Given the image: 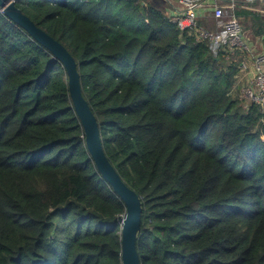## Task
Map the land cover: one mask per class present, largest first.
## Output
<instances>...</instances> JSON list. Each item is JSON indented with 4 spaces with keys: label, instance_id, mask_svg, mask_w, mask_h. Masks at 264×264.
I'll return each mask as SVG.
<instances>
[{
    "label": "trees",
    "instance_id": "trees-1",
    "mask_svg": "<svg viewBox=\"0 0 264 264\" xmlns=\"http://www.w3.org/2000/svg\"><path fill=\"white\" fill-rule=\"evenodd\" d=\"M14 4L76 63L103 152L140 199L139 263L264 264V110L228 95L245 53L178 30L165 0ZM234 13L264 52V17ZM124 214L63 66L0 13V264H121Z\"/></svg>",
    "mask_w": 264,
    "mask_h": 264
},
{
    "label": "water",
    "instance_id": "water-1",
    "mask_svg": "<svg viewBox=\"0 0 264 264\" xmlns=\"http://www.w3.org/2000/svg\"><path fill=\"white\" fill-rule=\"evenodd\" d=\"M2 14L23 29L34 41L56 58L65 70L68 94L80 125L86 150L100 176L123 202L125 214L120 219L121 264H140L136 238L141 227V203L137 194L129 189L108 162L102 148L98 124L82 96L80 77L74 59L66 49L48 36L16 8L10 0H0Z\"/></svg>",
    "mask_w": 264,
    "mask_h": 264
},
{
    "label": "built area",
    "instance_id": "built-area-1",
    "mask_svg": "<svg viewBox=\"0 0 264 264\" xmlns=\"http://www.w3.org/2000/svg\"><path fill=\"white\" fill-rule=\"evenodd\" d=\"M236 1L175 0L177 7L169 16L178 30L192 32L197 41H208L213 51L226 44L230 53L235 50L245 53L228 95L234 98V94L238 93V100L264 110V52H256L251 46L249 36L234 13ZM209 16L217 25L213 31L199 24V20Z\"/></svg>",
    "mask_w": 264,
    "mask_h": 264
},
{
    "label": "crops",
    "instance_id": "crops-1",
    "mask_svg": "<svg viewBox=\"0 0 264 264\" xmlns=\"http://www.w3.org/2000/svg\"><path fill=\"white\" fill-rule=\"evenodd\" d=\"M170 2V0H169ZM237 7L235 8V10H245L247 12L250 13H254V14H258L262 17H264V0H237ZM173 8H171L170 10H168V14L171 15L173 13V11L175 10V8L177 7V4L175 1L172 2ZM212 17H207V18H203L201 20H199V24L203 27H205L208 30H215L217 28V25L215 24L216 28L211 29L208 23V21L211 19ZM239 20V19H238ZM240 22V21H239ZM216 23V22H215ZM264 24V23H263ZM243 28V27H242ZM244 32L249 36H250V44L251 46H253L256 50V52H263L262 51V44L257 40V39H252L251 37V32L244 29ZM264 37H262L263 39ZM250 58H247L246 60H249ZM237 94V95H236ZM234 98L238 99V93L234 94Z\"/></svg>",
    "mask_w": 264,
    "mask_h": 264
},
{
    "label": "rangeland",
    "instance_id": "rangeland-1",
    "mask_svg": "<svg viewBox=\"0 0 264 264\" xmlns=\"http://www.w3.org/2000/svg\"><path fill=\"white\" fill-rule=\"evenodd\" d=\"M173 1H175V0H170V2H167V4L169 5V8H168L169 10H170L171 8H173V5H172V2H173ZM236 95H237V94H236Z\"/></svg>",
    "mask_w": 264,
    "mask_h": 264
}]
</instances>
